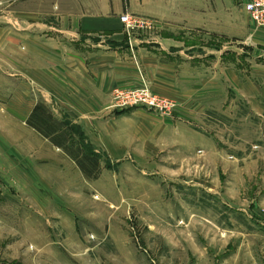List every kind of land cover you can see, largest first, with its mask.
<instances>
[{
  "label": "rangeland",
  "instance_id": "rangeland-1",
  "mask_svg": "<svg viewBox=\"0 0 264 264\" xmlns=\"http://www.w3.org/2000/svg\"><path fill=\"white\" fill-rule=\"evenodd\" d=\"M81 1L86 0H0V30L10 29L5 21L10 18H48L58 29V6L72 11ZM180 1L187 7L191 1L176 2V13L186 17ZM201 1L209 3L215 18L211 25L225 26L221 35H211L214 56L235 55L236 61L230 56L224 61L230 70H248L256 60L262 71L257 72L258 84L264 85V26L244 14L247 0L196 4ZM123 14L149 24L132 30L121 24L128 37L154 35L173 23L159 25L127 12L119 16ZM18 28L26 27L13 29ZM96 36L97 44L104 45L107 37ZM239 54L244 57L236 59ZM216 61L215 68L220 67ZM141 81L140 87L159 96ZM24 83L17 97L8 94L6 107L0 97V264H264V108L259 152L258 144L249 147L250 142L237 140L240 124L226 123L219 125V157L204 158L196 151L194 159L172 160L156 152L139 161L114 162L49 104L29 78ZM114 90L120 89L110 91V109ZM159 97L174 105L166 113L171 115L175 101ZM35 100L55 124L68 121L77 133L61 141L44 138L28 122ZM137 109L166 117L143 107L125 112ZM202 128L210 134L208 126ZM86 148L98 155L95 169L84 165L87 174L69 156Z\"/></svg>",
  "mask_w": 264,
  "mask_h": 264
},
{
  "label": "crops",
  "instance_id": "crops-1",
  "mask_svg": "<svg viewBox=\"0 0 264 264\" xmlns=\"http://www.w3.org/2000/svg\"><path fill=\"white\" fill-rule=\"evenodd\" d=\"M189 1L190 7L180 1L186 17L176 13L177 0H86L73 5L72 11L58 6V29L48 18L6 19L10 29L0 30L2 104L9 103V93L17 97L29 78L49 104L114 162L139 161L156 152L172 160L194 159L196 151L204 158L219 157V125L226 123L240 124L237 140L250 142L249 147L258 144L259 152L261 67L255 60L248 70H230L224 61L229 56L236 61L235 55L214 56L211 35H221L225 26L211 25L215 18L209 3ZM122 12L155 19L159 25L173 23H163L154 35L128 37L117 20ZM221 14L225 21L224 11ZM19 25L26 28L13 29ZM97 34L107 37L104 45L97 44ZM214 59L220 67L215 68ZM141 79L150 91L175 101L171 115L159 117L142 109L119 114L108 108L112 89H136ZM206 126L209 135L202 131Z\"/></svg>",
  "mask_w": 264,
  "mask_h": 264
},
{
  "label": "built area",
  "instance_id": "built-area-1",
  "mask_svg": "<svg viewBox=\"0 0 264 264\" xmlns=\"http://www.w3.org/2000/svg\"><path fill=\"white\" fill-rule=\"evenodd\" d=\"M242 10L253 24L264 26V0H247L243 4ZM118 20L125 29L129 30H132L134 27H149L147 21L133 18L127 14L120 15ZM112 93L111 109L114 112L143 107L166 116V113L171 112L174 108V105L167 99L165 100L159 96L150 94L145 86L136 90H114Z\"/></svg>",
  "mask_w": 264,
  "mask_h": 264
},
{
  "label": "trees",
  "instance_id": "trees-1",
  "mask_svg": "<svg viewBox=\"0 0 264 264\" xmlns=\"http://www.w3.org/2000/svg\"><path fill=\"white\" fill-rule=\"evenodd\" d=\"M121 111L118 112L119 114H122ZM29 125L38 132L44 136V138L50 139V140H59L65 139V136L72 135V133H75L77 130V127L73 124H70L68 121H62V125L59 123L55 124L53 120L51 119V116L45 113L43 108H40V106L35 105V107L32 108V112L30 113L28 117ZM64 127L65 129L62 130L60 127ZM41 128L44 129V131L41 130ZM75 131V132H74ZM77 133V132H76ZM79 136V134H78ZM65 142V140H62V144ZM56 145L63 147L60 142L56 141ZM69 156L73 158L75 161L77 167L82 169L83 172L87 174V171H85L84 165H89L90 170L95 169L96 159H98V155L96 153L91 152L90 149H83V151L78 152V150H74L73 153L70 152ZM88 170V171H90Z\"/></svg>",
  "mask_w": 264,
  "mask_h": 264
}]
</instances>
